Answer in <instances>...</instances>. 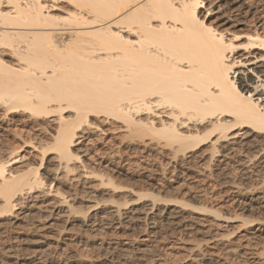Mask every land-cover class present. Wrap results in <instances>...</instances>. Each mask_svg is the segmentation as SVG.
I'll use <instances>...</instances> for the list:
<instances>
[{"label": "bare ground", "instance_id": "obj_1", "mask_svg": "<svg viewBox=\"0 0 264 264\" xmlns=\"http://www.w3.org/2000/svg\"><path fill=\"white\" fill-rule=\"evenodd\" d=\"M125 143L174 157L211 153L227 177L241 155L243 181L264 182V0H0V215L53 193L62 218L122 229L129 212L75 202L122 189L103 162H90ZM24 148L33 157L19 154ZM193 178L192 197L218 216L210 229L224 253L203 264H264L255 205L264 203V183L233 181L237 196L226 206L209 196L200 172ZM228 222L239 223L234 239L216 233ZM140 244L126 239L111 258L144 259L148 245Z\"/></svg>", "mask_w": 264, "mask_h": 264}, {"label": "rangeland", "instance_id": "obj_2", "mask_svg": "<svg viewBox=\"0 0 264 264\" xmlns=\"http://www.w3.org/2000/svg\"><path fill=\"white\" fill-rule=\"evenodd\" d=\"M96 134L94 132L91 136L95 137ZM116 148L122 150V153H113L107 158L102 156L103 153H97V157L92 158L90 164L98 165L100 161L103 162L100 165L103 164V167L106 166L115 174L122 189H103L94 194L96 199L90 200V203L79 200L75 202V206L80 210L99 202L104 214L119 208L130 213L127 215L132 218L129 225L126 222L122 229L116 228V225H99L96 230L88 229L83 226L81 216L62 218L58 213L60 209L52 208L54 194H47L41 204L24 207L13 214L0 215V264H203L215 257L219 260L224 258L222 247L216 246L218 238L214 237L215 233H211L210 229L218 216L202 209L205 206L201 205L203 201L192 197L189 189L195 186L193 176L200 172L206 178L204 183L211 192L209 196L217 195L220 197L218 201L227 206L228 201L237 196L230 191L233 190V181L235 184L241 182L244 187L264 183L260 176L249 180L250 183L243 181L241 165H238L241 155L227 166V171L233 170L232 176L227 177L221 176L222 164L216 162L217 158L211 161V153H179L174 157L172 153H146L143 146L137 143H125L124 146ZM29 151L31 148H24L19 154L27 156L25 159H28L33 157V153H28ZM23 164L25 162L17 163L14 168H22ZM147 175L153 178L151 183L155 187L146 183ZM59 184L55 182L52 190L57 189ZM80 187H84L85 192L88 191L87 185ZM63 189L69 190L65 186ZM142 191L149 196H143L140 200V196L136 195ZM253 196L248 194L246 198ZM238 199L241 200V197ZM237 200H234L233 205L241 213L242 206L238 204L241 201ZM43 201L46 203L43 204ZM153 205L155 212L150 214L149 209ZM255 205L260 207V219L263 221L264 203L258 201ZM217 208L218 206L213 209L218 211ZM146 214L148 216L145 218ZM251 214L253 215L249 212L247 216L250 217ZM253 216L259 214L254 213ZM171 219L180 220L182 223L171 224ZM261 223L260 227L263 225L261 228L264 229V223ZM238 224L228 222L216 233H220L223 238L234 239L240 234L235 229ZM59 231L62 232L60 237ZM126 239L147 244L148 247L142 246L148 251L147 257L139 261L133 257L127 261L111 258L110 252L120 249ZM143 239H147V243H142ZM196 244L201 245V249L190 252L191 245ZM49 246V249L46 248ZM263 247L264 232L260 238V249ZM233 259V264L241 263L239 257ZM257 262L253 264H258Z\"/></svg>", "mask_w": 264, "mask_h": 264}]
</instances>
